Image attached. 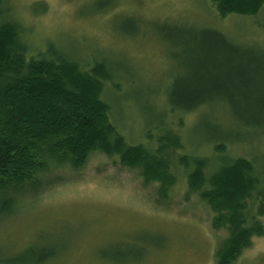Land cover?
Masks as SVG:
<instances>
[{"label": "rangeland", "instance_id": "374dc122", "mask_svg": "<svg viewBox=\"0 0 264 264\" xmlns=\"http://www.w3.org/2000/svg\"><path fill=\"white\" fill-rule=\"evenodd\" d=\"M5 2L35 51L54 48L81 63L105 61L123 73V90L110 100L134 143L148 142V124L169 121L167 91L185 70L183 50L161 39V25L212 27L242 47L264 49V5L255 14L222 16L210 0ZM216 54L236 93L242 74L233 62L242 58ZM243 60L250 64L252 58ZM257 79L256 92H250L264 99L258 90L263 69ZM110 94L107 88L104 99ZM218 97L178 122L187 151L210 155L211 141L226 139L235 141L226 142L230 154L264 164V128ZM43 180L39 192H24L0 218V264H219L228 231L216 226L218 213L207 200L189 193L183 169L163 197L159 181L100 151L80 167L53 168ZM232 264H264V236L253 237Z\"/></svg>", "mask_w": 264, "mask_h": 264}, {"label": "trees", "instance_id": "16d2710c", "mask_svg": "<svg viewBox=\"0 0 264 264\" xmlns=\"http://www.w3.org/2000/svg\"><path fill=\"white\" fill-rule=\"evenodd\" d=\"M210 1L222 16L255 14L264 5V0ZM11 12L0 0V218L24 192H39L53 168L80 167L100 151L141 169L148 181H159L161 197L183 169L189 193L207 200L218 213L216 226L228 231L219 264H232L253 237L264 236V164L230 154L226 142L235 141L226 139L211 141L210 155L188 152L176 129L184 114L218 96L264 128L258 121L264 118V99L250 92L260 83L264 49L242 47L212 27L161 25V39L183 50L179 58L185 70L167 91L169 121L148 124L143 134L148 142L134 143L122 131L110 100L123 90L122 72L105 61L78 62L54 48L35 51ZM219 52L242 58L233 62L242 74L236 93L221 73L226 67L216 64ZM244 58H252L250 64ZM262 83L258 90L264 95ZM107 88L111 94L104 99Z\"/></svg>", "mask_w": 264, "mask_h": 264}]
</instances>
